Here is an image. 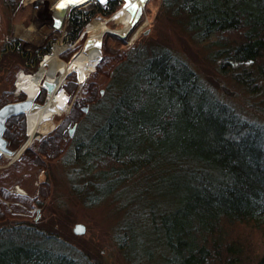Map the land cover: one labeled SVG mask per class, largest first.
<instances>
[{"label": "trees", "instance_id": "obj_1", "mask_svg": "<svg viewBox=\"0 0 264 264\" xmlns=\"http://www.w3.org/2000/svg\"><path fill=\"white\" fill-rule=\"evenodd\" d=\"M122 4L73 9L65 41ZM163 8L193 41L209 43L221 71L248 66L237 80H264V0H163ZM21 56L32 66L41 61ZM117 62L89 123L70 141L71 177L83 182L76 192L95 204L122 186L118 196L148 216L164 264H264V125L222 101L170 48L136 46ZM17 116L23 124L24 114L7 122ZM127 227L121 246L134 256L140 248L131 247L134 226ZM0 264L94 263L54 233L18 221L0 225Z\"/></svg>", "mask_w": 264, "mask_h": 264}, {"label": "rangeland", "instance_id": "obj_2", "mask_svg": "<svg viewBox=\"0 0 264 264\" xmlns=\"http://www.w3.org/2000/svg\"><path fill=\"white\" fill-rule=\"evenodd\" d=\"M56 1L0 0V107L9 101L18 77H25V72L31 74L38 69L44 58L53 53L54 46L64 48L58 58L65 62L72 60V56L83 49L98 46L104 61L100 60L95 70L81 84L74 72L63 77L60 90H64L67 95L66 112L55 116L51 121L52 129L43 135H36L28 145H24L27 142L25 119L24 126L18 116L7 122V131L4 133L7 146L20 151V157L11 162L12 159L0 156V214L4 213V218H0V225L18 221L33 224L39 230L54 233L94 264H164V251L154 241L156 236L149 230L148 221H145L148 216L141 211L142 205L139 206L137 201L128 200L127 197L123 200L122 196H118L122 186L95 204H89L87 196L81 191L76 192L79 187L82 188L83 182H75L71 177L75 167L66 158L70 141L89 123L87 115H91L96 104L102 101L101 96L107 89L118 59L136 46L170 48L194 69L205 84L213 88L222 101L230 104L248 120L263 125L264 80H237L236 74L248 66L234 65L221 71V62L212 61L209 56V43L198 44L193 41L177 24L176 18L173 20L165 11L163 0H140L141 8L134 5L130 9L133 14L131 30L125 36L108 31L103 33L102 42H98L96 37L92 38L93 35L87 32L89 24L109 20L120 8L118 7L108 17L94 16L85 24L80 37L72 43L65 41L70 14L64 18L65 24L61 30L53 32L59 27L55 25L53 16ZM96 3L94 0L84 2L78 9L91 11ZM49 12L52 17L39 23L44 33L40 44L32 45L18 36L21 25ZM107 25L113 30L121 27L113 22ZM110 35L124 36V40L117 41ZM14 45L16 48H13ZM24 52H28L30 60L34 55L41 54V61L32 66L31 61L27 63L22 58ZM111 53L118 56L112 62ZM21 70L25 71L19 74ZM43 91L36 95L35 102L43 104L46 96V91ZM85 107L87 111L84 110ZM72 127H75L74 137L70 138L67 128ZM48 153L53 155H47ZM135 182L136 179H133L123 184L127 187L124 192L132 191L129 185ZM19 189L24 192L23 195L17 192ZM77 224H82L85 228L83 234L76 235L73 232ZM127 225L134 226L131 247L140 248L136 251L139 253L134 256L126 251L124 245L121 246ZM140 241L144 243L139 244ZM250 242L252 250L259 252L258 238L252 235ZM146 245L148 250L145 249Z\"/></svg>", "mask_w": 264, "mask_h": 264}, {"label": "bare ground", "instance_id": "obj_3", "mask_svg": "<svg viewBox=\"0 0 264 264\" xmlns=\"http://www.w3.org/2000/svg\"><path fill=\"white\" fill-rule=\"evenodd\" d=\"M34 1V0H28ZM61 0H57L54 3H59ZM66 2H78L81 0H65ZM85 1V0H83ZM91 1V0H86ZM100 1V0H94ZM137 4L140 8L142 6L140 0H127L126 4H123L117 11L114 12L113 16L106 21H101L98 23L89 24L87 27V32L93 37H96L97 41L102 42L103 33L108 31L113 32L112 34L126 35L125 33L131 30L133 14L131 8ZM68 9L64 10V16L67 17ZM41 18H32L28 20V23L20 26L18 31V36L24 40L30 42L32 45L40 44L44 39V33L39 27V23L44 19H48L51 16V12L42 15ZM53 21V20H52ZM113 22L116 25H121L120 28L110 29L107 23ZM65 21L60 24L61 26L54 29L55 32H59ZM122 36V37H124ZM53 53L50 56H46L41 62V65L35 71L28 73L25 72V77H18L15 89L12 91L8 104H14L15 106L21 108V106H26L27 102L36 97L38 93L42 90V87L47 83H56L60 85L63 83V77L69 73H76L78 83H83L87 76L95 70V66L101 60V53L98 46H93L87 50H81L72 56V60L69 62L61 61L58 58V54L62 52L63 47H53ZM25 70H21L19 74L24 73ZM20 76V75H19ZM68 108L67 95L63 91L58 90V88L50 91L47 100L42 106L36 110L27 111L26 113V128L25 134H27V142L24 145H28L34 137L38 134H45L50 131L53 127L52 120L57 115H63ZM7 157V156H6ZM20 157V154L18 158ZM18 158L14 157L13 160ZM12 160V161H13ZM14 160V161H15ZM19 194H24L22 190H17Z\"/></svg>", "mask_w": 264, "mask_h": 264}, {"label": "water", "instance_id": "obj_4", "mask_svg": "<svg viewBox=\"0 0 264 264\" xmlns=\"http://www.w3.org/2000/svg\"><path fill=\"white\" fill-rule=\"evenodd\" d=\"M105 1V0H104ZM127 0H122V2H124V4H126ZM84 2H88V1H78V2H66L65 0H61L59 1V3L55 4L54 8H53V16L54 17V23L56 26H60V24L62 23V21L64 20L65 16H64V10L68 9L67 12V17H69L70 12L73 9H78V7L81 6L82 3ZM97 3L102 4L100 1H97ZM63 5V7H58V5ZM136 5V4H134ZM90 43H88L89 45ZM45 91H46V96L44 98V102H46L48 94L50 93V91H53L55 88L58 90H60V87L58 84L52 82V83H47L45 84L44 87H42ZM62 91V90H60ZM102 94V92H101ZM36 97H33L32 100L28 101L26 106H21V108L15 106L14 104H5L3 106L0 107V156L4 155L7 156L8 158L12 159L14 157H18V155L20 154V151H15V150H10L7 146V141L4 137V132L6 131V122L7 120H9L12 116L15 115H22L24 114L25 118H26V113L24 112V109H27V111H32V110H36L38 108H40L42 106V104L35 102ZM86 110V107L84 109ZM26 122V119H25ZM75 127H72L69 130V135L72 137L73 133H74ZM73 232L76 235H80L83 234L85 232V228L83 227L82 224H77L74 226Z\"/></svg>", "mask_w": 264, "mask_h": 264}, {"label": "flooded vegetation", "instance_id": "obj_5", "mask_svg": "<svg viewBox=\"0 0 264 264\" xmlns=\"http://www.w3.org/2000/svg\"><path fill=\"white\" fill-rule=\"evenodd\" d=\"M69 128H70V127H69ZM6 129H7V124H6ZM67 130H68L67 132H68V135H69V130H70V129L67 128ZM74 131H75V130H74ZM4 133H5V132H4ZM26 135H27V134H26ZM69 137H70V138H73L74 135H73L72 137L69 135ZM10 150H12V151L15 150V151H17L16 148H15V149L13 148V149H10ZM18 156H19V155H18ZM17 158H18V157H17ZM14 160H15V159H14ZM14 160H13V161H14ZM13 161H11V162H13Z\"/></svg>", "mask_w": 264, "mask_h": 264}, {"label": "snow or ice", "instance_id": "obj_6", "mask_svg": "<svg viewBox=\"0 0 264 264\" xmlns=\"http://www.w3.org/2000/svg\"><path fill=\"white\" fill-rule=\"evenodd\" d=\"M100 2L103 3L104 0H100ZM58 7H63V5L62 4L61 5H58Z\"/></svg>", "mask_w": 264, "mask_h": 264}]
</instances>
